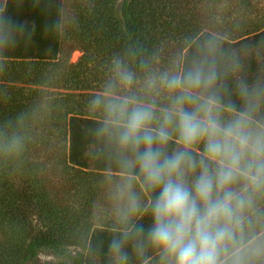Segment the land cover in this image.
I'll return each mask as SVG.
<instances>
[{
  "label": "clouds",
  "instance_id": "clouds-1",
  "mask_svg": "<svg viewBox=\"0 0 264 264\" xmlns=\"http://www.w3.org/2000/svg\"><path fill=\"white\" fill-rule=\"evenodd\" d=\"M9 3L0 0V76L32 40ZM65 15L61 4L45 30L61 33ZM222 44L205 38L182 67L174 57L157 68V54L137 42L112 53L87 102L102 114L94 132L114 165L105 180L115 226L106 248L86 245L93 260L264 264V78L249 81L240 53ZM43 115L40 105L0 121V172L24 169L29 129Z\"/></svg>",
  "mask_w": 264,
  "mask_h": 264
},
{
  "label": "trees",
  "instance_id": "trees-1",
  "mask_svg": "<svg viewBox=\"0 0 264 264\" xmlns=\"http://www.w3.org/2000/svg\"><path fill=\"white\" fill-rule=\"evenodd\" d=\"M233 1L75 0V13L54 34L45 29L65 0H20L19 6L10 0L7 14L26 24L32 40L9 54L7 74L0 76V121L40 105L44 115L29 129L24 169L0 172V264H25L45 248L63 254L79 244L77 257L45 264H106L103 254L90 258L86 245L102 240L106 248L113 233L115 225L95 224L91 212L114 165L94 132L102 114L87 102L107 78L112 53L129 42L156 53L157 68L169 67L174 57L182 67L201 41L218 36L223 49L240 53L242 75L264 78V14L249 17L256 11L251 1ZM70 36L82 49L74 63L60 55Z\"/></svg>",
  "mask_w": 264,
  "mask_h": 264
},
{
  "label": "rangeland",
  "instance_id": "rangeland-1",
  "mask_svg": "<svg viewBox=\"0 0 264 264\" xmlns=\"http://www.w3.org/2000/svg\"><path fill=\"white\" fill-rule=\"evenodd\" d=\"M74 1L75 0H65L66 16H68V18L71 17L72 13H75V7L71 5ZM250 1L253 9L256 11L253 14H248V16L255 17V19L261 17V15L264 14V0ZM233 4H236L235 0L230 3L231 6H233ZM61 47L60 55L67 58L69 63L76 62L82 54L81 44L74 36H70V38L64 40ZM137 87L139 86L137 85ZM106 175L108 174H105V177ZM101 185L102 187L98 188L97 193L93 197L91 212L92 221L95 224H105L112 226L115 225L114 210L108 200L109 186L105 178ZM62 252L63 254H61V252L58 250L53 251L49 248H45L39 252L38 256L35 258V261L26 262L25 264H45L48 261L59 260L61 258L71 260L74 257H77L80 252H82V247L80 244L70 245L65 247Z\"/></svg>",
  "mask_w": 264,
  "mask_h": 264
}]
</instances>
